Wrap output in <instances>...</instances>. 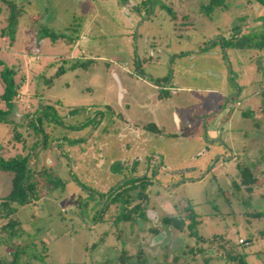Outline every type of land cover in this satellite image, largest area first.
Segmentation results:
<instances>
[{
  "label": "rangeland",
  "instance_id": "rangeland-1",
  "mask_svg": "<svg viewBox=\"0 0 264 264\" xmlns=\"http://www.w3.org/2000/svg\"><path fill=\"white\" fill-rule=\"evenodd\" d=\"M7 1L0 96L7 69L21 84L0 121V155L23 153L19 134L32 143L27 118L40 105L63 125L36 148L59 182L14 205L19 223L14 237L0 233V257L12 264L14 245L35 237L29 260L18 253L16 264H227L223 237L247 264H264V218L248 217L264 209V46L253 35L264 28V7L228 0L204 14L208 0ZM148 156L151 169L162 162L141 202L153 219L117 221L119 207H103L107 192L130 169L144 170ZM238 164L257 177L251 193L238 184ZM11 177L0 170V199ZM189 207L199 220L192 228L161 221Z\"/></svg>",
  "mask_w": 264,
  "mask_h": 264
},
{
  "label": "trees",
  "instance_id": "trees-1",
  "mask_svg": "<svg viewBox=\"0 0 264 264\" xmlns=\"http://www.w3.org/2000/svg\"><path fill=\"white\" fill-rule=\"evenodd\" d=\"M226 1L228 0H208L207 4L201 7L200 11L204 14H210L214 9H223L225 7ZM262 5H264V0H258ZM8 3L9 1L4 0ZM147 4V0L143 1ZM12 4V3H8ZM171 12V10H169ZM14 13L10 14L9 18H13ZM253 35L258 37L257 41L254 43L255 46L263 48L264 46V28L260 31H254ZM12 71L10 69L6 70L5 74H2V80L4 84L3 92L0 96L1 101L6 105V108L0 109V121L5 120L4 115L9 112L13 106L14 98L18 95L20 84L15 83L13 79L8 80V77ZM264 94V93H263ZM264 96V95H263ZM27 128L33 131L34 140L31 144H27L25 137L19 134L18 140L22 142L23 153L16 157L4 158L0 155V170L11 173V188L9 192L0 199V233H5L10 237H14L10 229L18 225L19 221L13 218V214L16 211L15 204H25L38 200L43 195L45 190L51 189L57 186L60 177L51 175L49 171L39 166V153L37 146L42 145V147H47L50 143L54 141L52 136V131L56 127L63 125L58 113L49 104L40 105L37 109L33 111L32 116L28 115L27 118ZM52 126V127H51ZM83 127V126H82ZM48 128L50 130H48ZM147 129L160 132L158 127L154 124H148ZM3 148V144L0 142V150ZM33 151L29 165L26 168V161ZM240 170V180L239 186H244L245 191L251 193L253 191V186L257 182V177L255 176L253 170L243 164H238ZM27 172V173H26ZM152 183L151 180H147L146 177H133L126 180L121 186H119L115 191H113L106 200L107 204H118L119 214L116 215L117 221H128L134 219L136 215L144 216L143 207L141 206L142 201H146L149 196V191L147 190L149 184ZM54 185V186H53ZM135 199L140 200V203L133 205ZM185 215L181 213L177 215H163L161 221L164 224L173 226L175 229L182 231L185 227L192 228L195 224L199 222L197 214L193 209L186 208ZM249 218H264V209L256 210L248 213ZM9 230V232H8ZM37 234V233H36ZM260 234L264 235V227L260 230ZM8 236V237H9ZM223 237H219V247L223 249L220 258L227 264H247L244 255L236 251L234 245L226 240H222ZM212 242V241H211ZM36 244L35 237L23 244H15L13 248V258L12 264H16L18 253H23L26 256V261L29 257L26 255L28 253V246ZM46 248L42 247L41 253L45 254ZM189 251L192 255L196 256L200 253H205L202 247H191ZM141 253V252H140ZM125 258L121 257V262L125 263L130 257V254L124 251L122 253ZM208 260L210 257H206ZM0 264H8L7 261L0 257ZM127 264H137L128 263Z\"/></svg>",
  "mask_w": 264,
  "mask_h": 264
},
{
  "label": "flooded vegetation",
  "instance_id": "flooded-vegetation-1",
  "mask_svg": "<svg viewBox=\"0 0 264 264\" xmlns=\"http://www.w3.org/2000/svg\"><path fill=\"white\" fill-rule=\"evenodd\" d=\"M144 1V0H143ZM143 1L141 2V3H143ZM258 1V0H257ZM259 2V1H258ZM260 3V2H259ZM147 4H148V0H147ZM261 4V3H260ZM262 5V4H261ZM263 7H264V5H262ZM144 7H146V4H144ZM136 59V58H135ZM135 59H134V61H135ZM167 80H168V78L167 77H165L164 78V82L165 83H167ZM148 130V129H147ZM149 158L147 159V163H146V168H144V170H142L141 172H139V171H136V168H132V169H130L129 171H128V173H127V175H125L124 176V178L123 179H120V181L118 182V183H116L115 184V187L113 186V187H111L109 190H108V194L107 193H105L104 194V196L107 194V196H106V199H105V201H104V204H103V207H104V205H105V203H106V200H107V198L109 197V195L113 192V191H115L119 186H121L126 180H128V179H130V178H133V177H140V178H142V177H146V179L147 180H151L152 182L154 181L153 180V177H154V175L158 172V170H159V168H160V165H161V161L160 162H156L154 165H153V167H152V169H151V167H150V158H151V156H148ZM159 163V164H158ZM158 165V166H157ZM150 185H151V183L149 184V187H150ZM149 187H148V191H149ZM113 189V190H112ZM170 188H168V190H169ZM149 197L150 196H148V199L146 200V201H148L149 200ZM157 197V196H156ZM100 200H102V198H100ZM139 204L140 203V201L139 202H134L133 204H131V206L130 207H132L133 205H135V204ZM115 205H117L118 207H120L118 204H115ZM141 206H142V204H141ZM144 209H143V211H144V216H138V215H136L135 217L137 218V219H140L141 217L142 218H147V217H151L152 219H153V214L154 213H152V212H150V210L149 209H147L146 207H144V206H142ZM179 213H181L183 216L186 214L185 213V210H182V209H178V211L176 212V213H174V214H165V215H177V214H179ZM134 217V218H135ZM133 220V219H132ZM126 222V221H125ZM149 231H151V232H154V233H158V230L155 228V227H150L149 229H148ZM239 240H241V242H239V243H243V240L242 239H239Z\"/></svg>",
  "mask_w": 264,
  "mask_h": 264
},
{
  "label": "water",
  "instance_id": "water-1",
  "mask_svg": "<svg viewBox=\"0 0 264 264\" xmlns=\"http://www.w3.org/2000/svg\"><path fill=\"white\" fill-rule=\"evenodd\" d=\"M32 153L30 154V156L28 157L27 161H26V168L28 167L29 165V161H30V157H31ZM27 173V172H26ZM116 188V187H115Z\"/></svg>",
  "mask_w": 264,
  "mask_h": 264
},
{
  "label": "built area",
  "instance_id": "built-area-1",
  "mask_svg": "<svg viewBox=\"0 0 264 264\" xmlns=\"http://www.w3.org/2000/svg\"><path fill=\"white\" fill-rule=\"evenodd\" d=\"M239 242H241V240H239Z\"/></svg>",
  "mask_w": 264,
  "mask_h": 264
}]
</instances>
